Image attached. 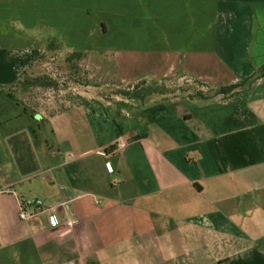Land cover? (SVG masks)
<instances>
[{"label":"crops","instance_id":"crops-1","mask_svg":"<svg viewBox=\"0 0 264 264\" xmlns=\"http://www.w3.org/2000/svg\"><path fill=\"white\" fill-rule=\"evenodd\" d=\"M116 1L146 29L100 17L103 0H0V89L51 40L109 49L125 86L249 87L84 98L39 115V133L0 118V264H264V0ZM30 200L43 212L21 220Z\"/></svg>","mask_w":264,"mask_h":264},{"label":"rangeland","instance_id":"rangeland-1","mask_svg":"<svg viewBox=\"0 0 264 264\" xmlns=\"http://www.w3.org/2000/svg\"><path fill=\"white\" fill-rule=\"evenodd\" d=\"M103 1L108 5L106 4L107 6L101 9L104 15L100 17L112 21L118 19L120 23L127 19L135 26H140L141 30L146 29L149 24L146 16L138 15L133 16L134 18L125 16V18L116 15L117 1ZM59 48L57 52L49 53L46 50L31 65L32 67L27 69L29 70V81L26 86L17 90L0 89V118L12 122L13 127L8 128L10 131L24 124H30L39 133L41 129L45 130L39 115L47 116L54 107L62 110L83 102L84 98L99 99L112 105L123 99L122 92H125L128 86L121 84L113 53L109 49L95 50L92 48L78 60V63H68L67 58L73 52L63 50L61 45ZM75 64H77L76 67ZM139 83L140 81L135 85ZM153 84L154 81L146 80V84L141 86V89L154 86ZM157 84L155 86L159 88L166 86L175 93L180 89H189L192 92L203 89L194 82L180 78L172 82H157ZM22 136L19 135L17 138H22Z\"/></svg>","mask_w":264,"mask_h":264},{"label":"trees","instance_id":"trees-1","mask_svg":"<svg viewBox=\"0 0 264 264\" xmlns=\"http://www.w3.org/2000/svg\"><path fill=\"white\" fill-rule=\"evenodd\" d=\"M59 44L57 40H51L49 43V46L47 48V52H57L60 50L59 48ZM85 55V52L82 51H77V52H73L72 54H70V56L67 58V62H75L78 63L81 57H83ZM77 64H75L74 66L76 67ZM32 67V66H31ZM30 69V68H29ZM29 70H26L21 77L17 80V82H15L13 85L10 86H5V87H1V89L4 90H17L21 87H24L28 84V78H29V74H28ZM264 77V68H263V75ZM248 82H250V80H247L245 82L239 83V84H235V85H230V86H222L218 89L215 88H211L209 86H207L206 84H203L202 82H194L200 86L203 87L202 90H197L196 92H192V90L189 89H180L178 92L181 93H185V92H192L193 97L202 99V100H209L212 99L215 96H231V95H237L240 94L242 92L245 91ZM27 83V84H26ZM146 84V80H141L139 84L137 85H130L128 86L127 90L125 92H122V96L123 99H127V100H135V101H141V102H146L150 99H152L155 96H168L170 94H175V91H171L169 88H167L166 86L159 88V86H155L158 85L157 82H154V86H149L146 89H141V86Z\"/></svg>","mask_w":264,"mask_h":264},{"label":"built area","instance_id":"built-area-1","mask_svg":"<svg viewBox=\"0 0 264 264\" xmlns=\"http://www.w3.org/2000/svg\"><path fill=\"white\" fill-rule=\"evenodd\" d=\"M126 147L125 143H118L114 150H122ZM103 156H107V152H101ZM43 212V204L38 200H30L21 202L19 205V217L21 220L29 221ZM53 228L70 231L74 228L75 223L70 219H64L60 214L54 213L51 217Z\"/></svg>","mask_w":264,"mask_h":264},{"label":"water","instance_id":"water-1","mask_svg":"<svg viewBox=\"0 0 264 264\" xmlns=\"http://www.w3.org/2000/svg\"><path fill=\"white\" fill-rule=\"evenodd\" d=\"M39 119H40V116H39Z\"/></svg>","mask_w":264,"mask_h":264}]
</instances>
